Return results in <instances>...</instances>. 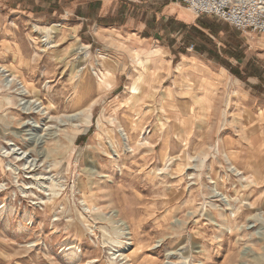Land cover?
<instances>
[{
	"label": "rangeland",
	"instance_id": "obj_1",
	"mask_svg": "<svg viewBox=\"0 0 264 264\" xmlns=\"http://www.w3.org/2000/svg\"><path fill=\"white\" fill-rule=\"evenodd\" d=\"M4 5L0 264H264L263 88L222 73L204 106L66 14ZM235 31L264 69V34Z\"/></svg>",
	"mask_w": 264,
	"mask_h": 264
},
{
	"label": "crops",
	"instance_id": "obj_2",
	"mask_svg": "<svg viewBox=\"0 0 264 264\" xmlns=\"http://www.w3.org/2000/svg\"><path fill=\"white\" fill-rule=\"evenodd\" d=\"M0 4L12 12L22 7L45 19L66 14L86 42L111 55L118 44L125 51L145 54L150 64L162 67L161 75L172 78L174 88L184 76L194 79L200 92L196 98L204 106L212 105L213 85L222 73L239 81L241 90L264 89V69L256 66L257 54H246L240 33L215 17L192 16L166 0H0ZM206 89L207 103L202 100Z\"/></svg>",
	"mask_w": 264,
	"mask_h": 264
},
{
	"label": "built area",
	"instance_id": "obj_3",
	"mask_svg": "<svg viewBox=\"0 0 264 264\" xmlns=\"http://www.w3.org/2000/svg\"><path fill=\"white\" fill-rule=\"evenodd\" d=\"M173 4L184 3L188 10H190L196 17L207 16L219 19L235 30L246 32L258 31L264 34V13L259 9L253 8V11L247 6L235 3L232 0H166ZM262 0H258L257 5L262 4Z\"/></svg>",
	"mask_w": 264,
	"mask_h": 264
},
{
	"label": "bare ground",
	"instance_id": "obj_4",
	"mask_svg": "<svg viewBox=\"0 0 264 264\" xmlns=\"http://www.w3.org/2000/svg\"><path fill=\"white\" fill-rule=\"evenodd\" d=\"M57 26H59V25H57ZM5 70V68L4 67H2V66H0V71L1 72H3ZM15 79H17V78H15ZM25 87V86H24ZM23 87V88H24ZM17 90V89H16ZM20 90V89H19ZM239 158V157H238ZM234 159V158H233ZM228 161L230 162V160L228 159ZM252 162V161H251ZM231 164V163H230ZM252 164V163H251ZM235 168V170L237 169L236 167H234ZM259 168V167H258ZM237 174H239V173H237Z\"/></svg>",
	"mask_w": 264,
	"mask_h": 264
},
{
	"label": "trees",
	"instance_id": "obj_5",
	"mask_svg": "<svg viewBox=\"0 0 264 264\" xmlns=\"http://www.w3.org/2000/svg\"><path fill=\"white\" fill-rule=\"evenodd\" d=\"M233 73V72H232Z\"/></svg>",
	"mask_w": 264,
	"mask_h": 264
}]
</instances>
